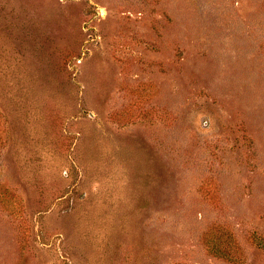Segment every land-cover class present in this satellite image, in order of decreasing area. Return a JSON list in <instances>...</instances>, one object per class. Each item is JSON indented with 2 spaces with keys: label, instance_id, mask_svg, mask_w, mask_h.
Masks as SVG:
<instances>
[{
  "label": "rangeland",
  "instance_id": "374dc122",
  "mask_svg": "<svg viewBox=\"0 0 264 264\" xmlns=\"http://www.w3.org/2000/svg\"><path fill=\"white\" fill-rule=\"evenodd\" d=\"M0 264H264V0H0Z\"/></svg>",
  "mask_w": 264,
  "mask_h": 264
},
{
  "label": "trees",
  "instance_id": "16d2710c",
  "mask_svg": "<svg viewBox=\"0 0 264 264\" xmlns=\"http://www.w3.org/2000/svg\"><path fill=\"white\" fill-rule=\"evenodd\" d=\"M215 253L216 254H219V255H228L226 252L222 251V250H215Z\"/></svg>",
  "mask_w": 264,
  "mask_h": 264
}]
</instances>
